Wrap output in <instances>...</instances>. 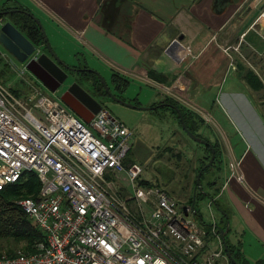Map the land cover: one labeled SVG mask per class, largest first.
<instances>
[{
	"label": "crops",
	"instance_id": "crops-1",
	"mask_svg": "<svg viewBox=\"0 0 264 264\" xmlns=\"http://www.w3.org/2000/svg\"><path fill=\"white\" fill-rule=\"evenodd\" d=\"M26 1L75 38L84 55L112 75L119 74L127 82L121 94L133 82L154 89L157 85L180 88L178 92L192 107L180 104L196 117L193 133L218 149L212 167H225L222 172L219 168L222 175L212 185L225 197L222 210L227 214L226 241L233 248L232 255L241 264L263 260L264 0ZM4 5L0 14L8 12L5 15L10 21V15L18 14V10L32 14L22 0H7ZM171 25L184 39L176 37L166 45L162 37ZM225 48H230L228 54ZM253 75L258 82L251 78ZM166 99L171 98L159 91L149 102L153 109L147 110L167 108ZM175 137L170 150L176 151L178 159L180 145L188 142ZM132 153L137 157L134 141L129 155ZM208 154L200 164L191 159L193 167L201 166ZM160 157L154 158L152 153L145 160L146 166ZM127 160L137 163L132 158ZM236 163L238 168L233 166ZM237 172L244 181L238 180Z\"/></svg>",
	"mask_w": 264,
	"mask_h": 264
},
{
	"label": "built area",
	"instance_id": "built-area-1",
	"mask_svg": "<svg viewBox=\"0 0 264 264\" xmlns=\"http://www.w3.org/2000/svg\"><path fill=\"white\" fill-rule=\"evenodd\" d=\"M156 87L191 105L177 85ZM54 96L34 87L21 98L0 83V190L37 175L36 197L16 203L43 234L32 251L1 252L0 264H231L213 215L211 243L195 203L145 184L144 165L128 162L133 130L107 109L85 123Z\"/></svg>",
	"mask_w": 264,
	"mask_h": 264
},
{
	"label": "rangeland",
	"instance_id": "rangeland-1",
	"mask_svg": "<svg viewBox=\"0 0 264 264\" xmlns=\"http://www.w3.org/2000/svg\"><path fill=\"white\" fill-rule=\"evenodd\" d=\"M22 1L28 4L32 11V15L41 22L51 49L56 56L61 60H67L70 65L75 64L82 67L88 63L91 68H97L99 71L98 73L105 80L109 89L115 92L112 72L110 70L97 64L92 57L84 55L76 39L71 38L57 23L49 19L40 9L29 4L26 0ZM5 3H7V0H0V7L5 6ZM8 5L9 4L6 6ZM1 26L0 22V29ZM64 43L66 46L64 49H61L60 47ZM23 67L24 65L10 55L0 44V82L3 85L11 89L16 96L21 98H25L33 93L34 87L40 89L47 95L54 96L29 71H25L24 74H21ZM95 72H97V70ZM116 75L120 77L119 74ZM72 79L73 77L71 76L68 82ZM80 80L82 81L84 89L92 93V87L89 85V82L81 78ZM156 88L157 87H155V89L149 87L142 82L131 83V86H129L126 92L122 93L121 96L123 95V97L127 98V101H125L132 106H136V108L123 106L107 98L103 99V105L107 107L120 122L124 123L135 132L136 137L133 141L137 157H134L132 153L128 158H132L134 162L144 165L142 178L149 181L152 185L158 184L164 187L178 202L187 204L190 199L191 201L194 199L195 188L197 186L196 182L198 174L201 171H198L199 165V167H193L195 164L191 159L198 160L200 164L201 161L199 160L208 152L204 145L198 144L188 138L180 127L175 114H173L170 109L160 107L157 111L147 110V108L151 107L148 106L149 102L152 101V98L156 99L160 91ZM223 127L225 128V126ZM175 135L177 137L179 136L181 139L185 138L188 142L185 143L184 146L180 145L179 151L181 152L179 153L182 154H179V160L177 159L176 151L172 152L170 150V147L173 146L172 144L175 145L174 142L177 140ZM152 153H154V158L157 155L158 157L161 155L162 158L152 159L149 165L146 166L145 160L148 159ZM224 161L226 163L227 159L225 158ZM219 168L221 172L225 170L223 166L216 168L214 166L203 175L201 179L202 189L199 188V190H197L198 192L194 204L197 211L195 220L200 227L209 234L208 238H205V241L211 243L216 242L211 228L213 216L220 230L225 226L223 221L225 215L222 211L225 197L220 188H216L215 185H212L214 182H218L219 176L221 177L222 175ZM119 183L120 182L117 180V185ZM210 203H212L211 211L209 208ZM23 246L24 244H16L14 241H0V253L10 250H21Z\"/></svg>",
	"mask_w": 264,
	"mask_h": 264
},
{
	"label": "water",
	"instance_id": "water-1",
	"mask_svg": "<svg viewBox=\"0 0 264 264\" xmlns=\"http://www.w3.org/2000/svg\"><path fill=\"white\" fill-rule=\"evenodd\" d=\"M24 13L28 16H30L41 28L44 40L46 42V46L51 53V55L54 57V60L50 58L46 54H42L37 60H29L30 57L35 53L36 51V45L32 43L16 26H14L11 22H7L1 26L0 29V44L3 46V48L10 54L12 55L18 62L21 64H26L27 70L35 76V78L51 93L55 94L59 91V89L62 87V85L65 84V82L68 80V74L63 70V68L67 70H73L71 67H69L66 63H64L58 56H56L49 44L48 38L46 36L45 30L41 24V22L36 19L31 13H29L26 10L22 11H17ZM178 37L179 41H182L184 39V36L179 35V30L175 28V26L171 25L167 29L165 35L162 37V41L166 43V45L170 42H172L174 39ZM62 67H60V65ZM88 72L95 73L97 74L101 81L102 84L104 85L106 93L110 96L112 100L115 102L123 105V106H128V107H134L131 104H128L127 102L123 101L122 99L118 98L115 96L112 91L109 89L107 86L105 80L101 77V75L98 72H95L93 70H88ZM75 90L80 91L83 97H80V106L76 105L75 103L68 102L67 101V93L68 91L63 94L60 97L61 102L68 107L71 111H73L79 118H81L85 123H90V121L93 119V117L98 114L100 111L105 109V106L97 101L92 95H90L86 90H84L79 84L73 83L72 86L69 88V91L74 92ZM168 106L172 107L175 109L181 120L182 124V129L184 132L187 134V136L192 139L193 141L203 144L205 146H209L212 152V157L208 163L207 166H205L203 169L198 174L197 178V186L195 188V194L196 191L201 188V177L208 167H210L214 161H215V149L213 146H211L209 143H207L204 139L197 137L195 134H193L187 127L185 123V119L182 116L181 109H179L176 106L169 105ZM147 109H153V108H147ZM83 110L84 113L81 111ZM195 196V195H194ZM195 203V199H194ZM193 203V204H194ZM229 232V228L227 225V228L225 230H221V236L224 242V247L225 251L231 261L232 264H241L237 262V260L233 257L232 253L230 252L229 245L227 244L226 241V235Z\"/></svg>",
	"mask_w": 264,
	"mask_h": 264
},
{
	"label": "trees",
	"instance_id": "trees-1",
	"mask_svg": "<svg viewBox=\"0 0 264 264\" xmlns=\"http://www.w3.org/2000/svg\"><path fill=\"white\" fill-rule=\"evenodd\" d=\"M2 17L3 15L0 14V19ZM10 17H11L10 18L11 22L16 27H18L23 33H25L29 37L30 41H32L36 46L43 47L46 44L41 28L30 16L24 13L23 14L18 13V14H11ZM248 75L249 74H247V77H249ZM93 77L97 80L95 76ZM112 78H113L114 83L117 82L119 87L122 86L121 89L124 90V87H126L127 82H125L122 78H120L116 74L112 75ZM251 78H255L256 82L259 81V79H257L255 75L251 76ZM97 90L100 93H104L105 95H107L102 83L101 85L99 84V87L97 86ZM165 103L167 104V106L165 107L169 108L171 112L175 114L177 118L179 119L180 127H182V124H181V120H180V116L178 112L172 107L168 106V104L176 106L179 109H181L182 116L185 119V123L188 129L192 133L195 132L194 124L196 123L195 121L196 117L194 116L193 113L186 110L184 106H182L179 102L175 100L166 99ZM213 148L215 149V154H216V158L214 161L215 163L217 159V155L219 153H218L217 147H213ZM207 149L210 150V148H207ZM210 151L208 152L209 154L206 157V161L199 167L198 171L203 169L204 166H206L207 163L210 161L212 157V152ZM213 164L207 169H205L203 175L211 169ZM203 175L201 179L203 178ZM145 184H151V183L149 181H146ZM196 185H197V182H196ZM39 190H40V181L37 175L34 173H25L23 178L19 182L15 184H9L5 188L0 190V241H14L16 244H19V243L24 244L23 246L24 250L32 251L33 245L42 239L43 237L42 232H40L37 228H35L32 225L31 221L28 219L26 214L23 212L20 206L16 203V200H19L21 198L36 197ZM197 192L198 191H196V194ZM196 194H194L195 195L194 199L196 198ZM194 199L193 201H191L190 199L189 202L193 204ZM223 213L225 215V218H223V221L227 228V225H228L227 214L224 211ZM229 249H230V252L233 254V248L229 246ZM8 252L11 253L13 252V250H10ZM258 264H264V259L260 260Z\"/></svg>",
	"mask_w": 264,
	"mask_h": 264
},
{
	"label": "flooded vegetation",
	"instance_id": "flooded-vegetation-1",
	"mask_svg": "<svg viewBox=\"0 0 264 264\" xmlns=\"http://www.w3.org/2000/svg\"><path fill=\"white\" fill-rule=\"evenodd\" d=\"M19 11H21V10H19ZM27 11V10H26ZM8 12H2V15H3V17L0 19V22H1V25H3V24H5V23H7V22H11L8 18H7V15H5V14H7ZM20 13V12H19ZM12 23V22H11ZM13 24V23H12ZM14 25V24H13ZM15 26V25H14ZM18 28V27H17ZM19 29V28H18ZM20 30V29H19ZM21 31V30H20ZM22 32V31H21ZM23 33V32H22ZM28 39H29V37L25 34V33H23ZM30 40V39H29ZM32 42V41H31ZM33 43V42H32ZM46 43V42H45ZM36 48H38V46H36ZM43 49H42V51H41V55L42 54H46V55H48L50 58H52L53 60H54V57L51 55V53L49 52V50H48V48H47V46H46V44L42 47ZM229 50H230V48H229ZM229 50H228V53H229ZM64 63H66L69 67H71L73 70H67V69H65V68H63V70L68 74V80H69V78L72 76L73 77V79L70 81V82H68V80L65 82V84L64 85H62V87L59 89V91L57 92V93H55L54 95L55 96H57L58 98H60L63 94H65L67 91H68V93H67V101L68 102H72V103H75L76 105H80L81 103H80V98H79V96L80 97H83L84 98V96H83V94L80 92V91H78V90H75L74 92H71V91H69V88L72 86V84L73 83H77V84H79L83 89H84V87L82 86V81L80 80V78L81 79H85V80H87V82H89V85L92 87V93H89L86 89H84V90H86L90 95H92L97 101H99V102H101L102 104H104V98H107V99H111L110 98V96L107 94V95H105L104 93H100L98 90H97V86L99 87V84L101 85V83H102V81H101V79H100V77L97 75V74H95V73H91V72H88V70H92L91 69V67H90V65L88 64V63H86L85 64V66H79V65H75V64H68L67 62H65L64 60H62ZM60 65V67H62V65L61 64H59ZM94 71V70H93ZM114 75V74H113ZM93 76H95L96 78H97V80L93 77ZM101 82H99V81ZM112 81H113V78H112ZM68 82V83H67ZM113 84H114V87H115V92H113V90H112V93L115 95V96H117L118 98H120V99H123L122 98V96H121V92L123 91L121 88H122V86H120L119 87V85L117 84V82L116 83H114V81H113ZM103 85V84H102ZM104 86V85H103ZM103 89V88H102ZM104 90H105V88H104ZM116 91H117V93H116ZM58 94H59V96H58ZM112 100V99H111ZM124 101V100H123ZM126 102V101H125ZM78 105V106H79ZM81 106V105H80ZM82 107V106H81ZM81 111V110H80ZM82 113H84L83 112V110L81 111Z\"/></svg>",
	"mask_w": 264,
	"mask_h": 264
}]
</instances>
